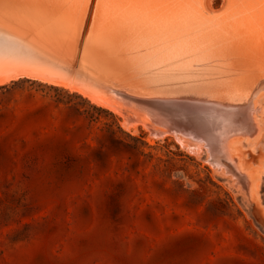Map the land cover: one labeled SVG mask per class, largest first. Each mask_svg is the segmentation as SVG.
<instances>
[{"label": "rangeland", "instance_id": "rangeland-1", "mask_svg": "<svg viewBox=\"0 0 264 264\" xmlns=\"http://www.w3.org/2000/svg\"><path fill=\"white\" fill-rule=\"evenodd\" d=\"M207 4L218 12L225 0ZM19 55L29 58L32 75L0 86L29 78L62 87V100L80 114L52 107L54 117L38 121L0 118V135L14 132L0 137V264H264V94L253 140L234 129L221 136L233 124L207 105L197 114L174 101L167 102L174 110L139 103L146 113L195 130L189 149L176 135L153 136L142 122L128 125L82 79L69 83V74L17 46L0 43V74L25 66L14 61ZM206 120L213 124L204 132ZM33 130L41 139L27 147L37 148L42 160L26 164L10 148L22 149L18 139L33 138ZM232 135L256 182L254 196L210 160H222L217 143L222 138L227 145Z\"/></svg>", "mask_w": 264, "mask_h": 264}, {"label": "bare ground", "instance_id": "bare-ground-1", "mask_svg": "<svg viewBox=\"0 0 264 264\" xmlns=\"http://www.w3.org/2000/svg\"><path fill=\"white\" fill-rule=\"evenodd\" d=\"M208 1L0 0V43L66 72L69 83L82 79L99 93L96 98L120 109L128 125L142 122L153 136L176 135L189 149L196 142L195 130L165 122L161 113H146L140 102L174 110L167 104L174 101L197 114L207 105V112L233 124L221 136L234 129L253 140L259 130L258 98L264 94V0H225L218 12L207 9ZM14 61L25 66L6 70L0 81L32 75L28 57ZM213 122L203 121L202 130ZM233 138L227 145L222 138L217 143L221 161L212 155L210 160L221 169L223 164L237 186L254 196L256 182Z\"/></svg>", "mask_w": 264, "mask_h": 264}, {"label": "trees", "instance_id": "trees-1", "mask_svg": "<svg viewBox=\"0 0 264 264\" xmlns=\"http://www.w3.org/2000/svg\"><path fill=\"white\" fill-rule=\"evenodd\" d=\"M67 93L62 87L43 83L29 78H19L12 80L8 84L0 86V118L19 119L21 121L41 120L47 117H54L52 107L56 111L62 110L76 112L80 114L78 108L64 102L61 95ZM24 103L25 107H18V104ZM14 132L6 130L0 137L12 135ZM33 138H19L18 144L22 149L11 147L10 151L14 155H21L19 161L26 164H37L42 160L37 148L27 147L28 144H38L41 136L37 131H31ZM18 161V160H12Z\"/></svg>", "mask_w": 264, "mask_h": 264}]
</instances>
